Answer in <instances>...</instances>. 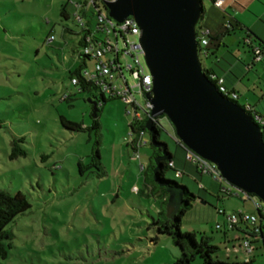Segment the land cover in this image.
<instances>
[{
    "label": "rangeland",
    "instance_id": "374dc122",
    "mask_svg": "<svg viewBox=\"0 0 264 264\" xmlns=\"http://www.w3.org/2000/svg\"><path fill=\"white\" fill-rule=\"evenodd\" d=\"M69 1V27L76 33L80 28L73 3L77 0ZM202 3L204 12L197 26L208 28L209 22H215L212 34L209 30L210 42L223 52L225 42L233 40L238 31L231 29L230 22L226 24L228 12L213 0ZM85 20L95 26L92 6ZM39 31L42 42H35L37 54L29 50L34 42H23L22 50L18 44L17 59H0V188L20 191L30 203L7 226L14 236L0 264H174L179 248L169 235L157 232L147 212L153 211L150 214L157 218L154 204L158 203L166 216V204L157 202L160 185L152 183L149 165L155 162L157 148L150 133L143 134L145 144L135 156L127 143L130 116L125 102L108 93L103 102L98 88L78 91L70 77L76 76L73 72L81 64L80 47L63 42L57 23ZM49 35L54 40L45 42ZM199 57L203 68L214 67L213 58ZM86 63L84 68L91 70L93 61ZM124 76L128 82L135 81L129 71ZM115 84L120 87L123 79L116 78ZM65 95L70 99L63 100ZM91 100L98 101L97 118L91 115ZM59 116L82 128L71 131L63 127ZM94 119L98 128H92ZM157 128L159 140L180 163L176 166L180 175L166 168L164 178L185 185L195 195L180 217L179 229L192 233L197 241L206 238L216 245V258L223 251L220 242L224 239L216 224L222 225L227 214L240 209L241 198L247 201L248 195L222 179L209 189L204 174L185 160V150L166 115L157 116ZM13 141L25 154H11ZM97 150L100 165L95 166ZM133 186L140 188L139 193ZM192 264L201 261L195 258Z\"/></svg>",
    "mask_w": 264,
    "mask_h": 264
},
{
    "label": "water",
    "instance_id": "95a60500",
    "mask_svg": "<svg viewBox=\"0 0 264 264\" xmlns=\"http://www.w3.org/2000/svg\"><path fill=\"white\" fill-rule=\"evenodd\" d=\"M105 6L114 20L131 16L139 27L138 41L152 76V116L166 115L186 148L214 163L226 182L264 203L262 129L219 91L200 61L196 26L202 0H108ZM91 104L95 116L98 101ZM156 123L147 119L145 128L152 145L161 149L153 177L168 194L165 213L172 222L184 191L157 179L159 162L169 156L166 144L157 139Z\"/></svg>",
    "mask_w": 264,
    "mask_h": 264
},
{
    "label": "crops",
    "instance_id": "0c3cea01",
    "mask_svg": "<svg viewBox=\"0 0 264 264\" xmlns=\"http://www.w3.org/2000/svg\"><path fill=\"white\" fill-rule=\"evenodd\" d=\"M74 2V16L77 25L81 29L88 22L85 18L88 16L90 6L87 4L88 0H77ZM69 3V0H0V59H17L15 53L17 52L18 44L22 50L23 42H34L33 45H29V50L33 49L32 52L37 54L38 48L35 42H42V37H38L39 30H47L49 26L51 27L55 23L61 26L63 42H78L82 37V33L74 37L76 33L69 27L71 19L68 11ZM219 8L228 12V14H225V22L227 21L226 24L230 22L232 24L231 29L238 31L241 41L238 42L235 38L236 36L237 38L239 37L234 34L235 38L233 40L228 38L230 42H225V50L221 52L216 49V45L211 44V37H209V43L205 47L207 50L206 56L213 58L214 67L208 69L223 78V84L226 89L237 94L236 100L238 103L242 105L251 104L257 112L264 115V0H224V4ZM246 11H250V13L246 14ZM212 24L216 23L209 22L210 27L208 29L210 34H212ZM218 36L219 32L216 33L215 38ZM247 39L249 44L246 42ZM52 40H54L53 36L49 35L45 42ZM252 45H261L262 59L260 61L254 60ZM13 65L16 66V64ZM142 138L138 147L130 144L127 139V143L134 155L135 152L139 151L141 145L145 144ZM97 151L99 152V150ZM172 162L175 168L176 166L178 167V164L180 165L175 159ZM141 168L144 167L142 166ZM203 174L209 189L214 188V181L220 183V180H216L213 176H205L208 174ZM200 187L202 188V185ZM139 191L140 188L138 187L137 193ZM233 194L241 197V194L236 192H233ZM157 198V202L162 203L166 195L163 192H159L157 193ZM241 199L243 200L242 207L239 206L238 208L240 209L238 210L249 214L257 213L252 196L248 197L247 201L243 198ZM154 207L158 218L161 206L155 203ZM147 212L149 217L154 218V215L150 214V212L155 214L153 211L147 210ZM257 222L262 227V233L257 237H253L251 236L252 225L239 221L235 228L228 229L227 217H225V221L222 222V226H225V229H221L224 239L220 242L223 251L219 253L216 259L230 262H249V264H264V212H262L261 216L258 214ZM240 237H251V243L254 246L253 254H247L240 246Z\"/></svg>",
    "mask_w": 264,
    "mask_h": 264
},
{
    "label": "built area",
    "instance_id": "2783aa9c",
    "mask_svg": "<svg viewBox=\"0 0 264 264\" xmlns=\"http://www.w3.org/2000/svg\"><path fill=\"white\" fill-rule=\"evenodd\" d=\"M108 0H88L87 4L93 8V16L95 21L94 28L88 33L87 41L81 48V52L86 54L93 61L92 69L84 68L80 72V77L75 76L71 79L74 85L96 86L103 94L108 93L111 97L121 98L126 104V113L130 116L129 125H133L134 132L129 131L128 142L136 145L141 143V138L145 133L139 125L147 119H152L155 123L157 118L151 114L152 110V76L145 64L143 50L138 41L139 27L133 17L128 16L121 22L111 18L105 6ZM214 4L221 7L224 0H213ZM229 25V23L227 24ZM199 55H207V47L209 43V29L199 26L196 28ZM52 39V37H50ZM249 44V40H246ZM252 52L255 61L262 59L261 45H252ZM108 55L107 58L103 56ZM121 58L124 59L122 62ZM129 58L131 60H129ZM124 71H129L133 82L125 79ZM211 79L216 80V86L224 96L233 99L237 98L235 92H230L223 84V78L215 74L209 75ZM116 78L123 79V85L118 87L115 84ZM140 96V99L137 97ZM243 109L249 112L253 121L262 129V141L264 143V115L257 112L251 104H244ZM181 143V142H180ZM182 144V143H181ZM183 145V144H182ZM184 146V145H183ZM185 160L191 162L202 173L213 176L216 180H224L216 165L202 156L196 154L184 146ZM138 156V152H135ZM173 166V163H169ZM142 167V166H141ZM176 174H181L179 170ZM133 189L136 191L137 187ZM227 192L229 188H223ZM248 197L254 194L247 193ZM253 197V196H252ZM254 206L257 213H245L241 210L233 211L226 215L227 228L233 229L238 225L239 221L252 225L251 236L257 237L262 232V227L258 224V213L264 212V203L254 195ZM220 212V211H219ZM223 213V211H222ZM216 229H225V226L216 224ZM240 246L249 255L253 254L254 246L251 243V237H240Z\"/></svg>",
    "mask_w": 264,
    "mask_h": 264
},
{
    "label": "trees",
    "instance_id": "16d2710c",
    "mask_svg": "<svg viewBox=\"0 0 264 264\" xmlns=\"http://www.w3.org/2000/svg\"><path fill=\"white\" fill-rule=\"evenodd\" d=\"M203 12H204V8L202 10L201 17L203 16ZM77 16L79 17V15H77ZM198 27L199 26H196V28H198ZM91 29H92V25L88 21L87 24H84V26H82V28L76 32V34L82 33L81 39L75 43V47H77V46L80 47V49L77 50V56L79 59H81V64L73 72L78 77H80L81 70H83L84 67L86 66V64H87L86 61L91 60V58H89L88 55L83 54L81 52V48L85 45V43L87 41L88 33L91 32ZM203 69H204V72L207 75V77L216 85V80L211 79L209 76L211 73L212 74H215V73H213L211 70H209L207 68H203ZM215 75H217V74H215ZM73 77H75V76L72 75L70 78L72 79ZM76 86H78V85H76ZM93 88H97V87L93 86V85L84 86L82 83H80V85L78 86V91L91 90ZM217 88H218V86H217ZM100 93H101V99L104 102L106 100L105 95L101 91H100ZM226 97H228L230 100L238 103V101L236 99H233L229 96H226ZM68 99H70V95H65L63 97V100H68ZM238 104L243 108L242 104H240V103H238ZM92 112H93V107H92ZM95 114L96 115L93 116L94 118H96L98 116V110ZM91 115H92V113H91ZM59 121L63 127L67 128L71 131H77V130L82 128L81 125H79L78 123H76L74 121H70L63 116H59ZM145 122H146V120L144 122H142L139 125V127L142 129H145L144 128ZM154 125L156 127V136H157V139L159 140V137H158L159 130L157 128V123ZM92 128H98V122L96 119L93 120ZM129 128L131 129L132 132L135 131L134 130L135 128L133 127V125L130 124ZM145 131H147V130L145 129L144 132ZM178 143L184 148V146L180 143L179 139H178ZM155 150H156V156L161 154L160 148H157ZM12 151L13 152L11 154L13 156H16L17 154H25V150L23 148L17 147L15 141H13ZM165 153H166V155L169 156V159L159 162L160 169L157 171V179L160 183H168L169 185H175V186L181 187L184 191V200H183V205L180 207V210L178 211V213L174 216L172 222L166 216L164 217V210L161 209L159 212V215L161 214L163 217L162 218H160V217L153 218L151 224H154L156 226L158 233H164V234L169 235L173 239L175 245H177V247L179 248L180 252H179V255L176 257L174 264H192V262L195 258H199L201 261V264H249V262H230V261H225V260H218L214 257V255L218 249V247L216 245L210 244L206 240V238H204L200 241H197L195 239V236L192 233L180 231V229H179L180 217L188 208H190L191 201L195 200V195L192 194L191 192H189L185 185L178 184L173 180H169V179L164 178V172L163 171L166 168H171V169L177 171L174 164H173V166L169 165V163L173 161V155H172V153H170L168 151L167 147H166ZM95 157L97 159V162H93V165H95V166L100 165V155H99L98 151H95ZM149 166L151 167V169H153L155 167V162L150 161ZM142 169H144V168H142ZM152 175H153V172H152ZM152 183H155V184L157 183V185H160L156 181H153ZM160 188H161L163 194L166 195V198L162 202L165 205L167 202V199H168V194L165 191L164 186L160 185ZM29 207H30L29 200L27 199V197L22 192L17 191L15 193H10V192L0 188V258H6L7 257L8 252H9V248L12 245L11 240L14 236L13 232L7 226L15 219V217H17V215L25 212ZM258 214H259V216L262 215L260 213H258Z\"/></svg>",
    "mask_w": 264,
    "mask_h": 264
}]
</instances>
